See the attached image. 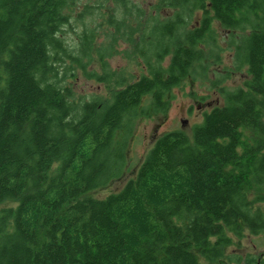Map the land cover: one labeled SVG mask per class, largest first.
Wrapping results in <instances>:
<instances>
[{"label": "trees", "instance_id": "trees-1", "mask_svg": "<svg viewBox=\"0 0 264 264\" xmlns=\"http://www.w3.org/2000/svg\"><path fill=\"white\" fill-rule=\"evenodd\" d=\"M115 3L113 43L89 30L73 49L77 0H0V206L16 202L0 207V264H214L233 236L264 231V0H160L166 19ZM215 21L249 78L220 87L191 134L157 136L119 191L87 195L123 175L135 121L220 62ZM119 38L143 69L128 82L106 60ZM78 73L113 86L77 96Z\"/></svg>", "mask_w": 264, "mask_h": 264}, {"label": "rangeland", "instance_id": "rangeland-1", "mask_svg": "<svg viewBox=\"0 0 264 264\" xmlns=\"http://www.w3.org/2000/svg\"><path fill=\"white\" fill-rule=\"evenodd\" d=\"M159 1L130 0V2L142 8L146 13H152L153 15L159 14L160 19L170 17L173 11L172 8L161 7L159 8V12H154V6ZM91 5L98 6L93 8ZM88 10L95 14L94 17L88 15ZM123 11V7L116 4L115 0H77V4L72 11V17L69 19V24L63 27L62 36L68 45L74 49L79 44L80 37L84 32L94 30L97 35V47L99 48L103 44L109 45L113 42L109 40L110 36L107 33L112 31L114 26L108 23L107 17L110 16L109 13L115 14L117 17L122 16L121 12ZM197 17H199V14H197ZM194 21L193 19L189 21L190 25ZM213 27L216 31V41L222 49L220 50V62L213 63L210 66L209 73L206 77L200 75L199 77L201 78L196 81L187 79L179 86L174 87L169 107L164 114H152L149 117H139L135 121L131 136L129 137L126 150V167L123 175L111 181L106 186L91 190L87 195L104 198L110 193L119 191L125 181L135 174L145 153L151 147L157 136L173 129H182L184 132L191 134L192 126L202 120L205 111H209L211 108L224 103L219 92L220 87L222 88L224 86L226 89L231 90L243 86L244 81L249 76L245 67L240 71L234 69L233 50L228 44V41L232 39L230 32L221 28L216 21L213 23ZM232 32L237 36V31ZM129 49V44L119 38L114 45L112 54L106 56L107 62L116 71V78L124 76L126 82L138 77L143 70L141 64L135 59L134 54L130 52L126 53V50ZM89 67L90 69H96L98 72H101L97 57H95ZM77 75L78 77L75 80L73 89L77 96L85 98L90 97L92 94L106 93L107 88L113 86L114 82L101 84L87 79L81 73ZM224 75L225 78L223 77ZM13 204H16V202L5 201L0 207ZM260 208L264 211V203L260 205ZM233 240V244L227 247L225 256L222 259L239 261L242 260L240 256L243 258V255L249 251L256 253L264 252V233L252 235L246 230L240 238L233 236ZM199 260L200 264H207L203 258ZM219 261L214 264H217Z\"/></svg>", "mask_w": 264, "mask_h": 264}, {"label": "flooded vegetation", "instance_id": "flooded-vegetation-1", "mask_svg": "<svg viewBox=\"0 0 264 264\" xmlns=\"http://www.w3.org/2000/svg\"><path fill=\"white\" fill-rule=\"evenodd\" d=\"M262 233H264V231L258 232L256 234H253V233H250V234L257 235V234H262ZM243 256H244L243 258L240 256L242 260H239V261L220 259V261L217 264H264V252L256 253V252L249 251Z\"/></svg>", "mask_w": 264, "mask_h": 264}]
</instances>
